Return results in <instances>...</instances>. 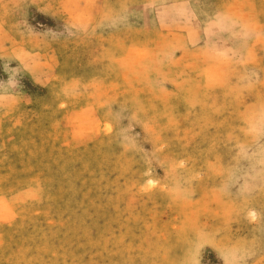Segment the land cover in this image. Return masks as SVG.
I'll return each instance as SVG.
<instances>
[{
	"label": "rangeland",
	"instance_id": "rangeland-1",
	"mask_svg": "<svg viewBox=\"0 0 264 264\" xmlns=\"http://www.w3.org/2000/svg\"><path fill=\"white\" fill-rule=\"evenodd\" d=\"M0 264H264V0H0Z\"/></svg>",
	"mask_w": 264,
	"mask_h": 264
}]
</instances>
